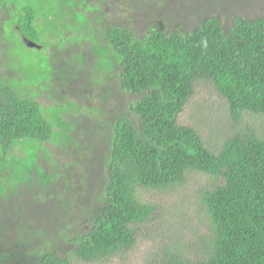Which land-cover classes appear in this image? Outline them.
I'll return each mask as SVG.
<instances>
[{
  "label": "trees",
  "instance_id": "1",
  "mask_svg": "<svg viewBox=\"0 0 264 264\" xmlns=\"http://www.w3.org/2000/svg\"><path fill=\"white\" fill-rule=\"evenodd\" d=\"M58 1L41 14L0 0V14L9 8L16 20L12 34L48 50L49 61L41 79L49 82L34 93L28 79L0 73V264L87 263L127 252L155 221L158 206L145 191H172L193 173L212 180L194 188L207 231L196 230L194 243L159 244L145 264H264V13L234 10L225 24L210 2L192 28L162 20L136 31L103 24V0ZM91 5L101 10L92 17ZM68 27L75 33L67 38ZM84 38L90 47L79 51L67 42ZM108 81L136 99L124 106L100 96L85 137L49 120L67 102L81 110L67 98L92 99ZM200 81L213 85L231 119L216 149L194 124L179 122ZM63 133L86 158L83 185L72 162L64 170L52 156Z\"/></svg>",
  "mask_w": 264,
  "mask_h": 264
},
{
  "label": "rangeland",
  "instance_id": "2",
  "mask_svg": "<svg viewBox=\"0 0 264 264\" xmlns=\"http://www.w3.org/2000/svg\"><path fill=\"white\" fill-rule=\"evenodd\" d=\"M111 1L104 0L102 5L106 20L111 23H122L136 31H143L146 25H155L162 20L167 27L179 26L183 30L192 28L196 22L201 20L203 7L210 2L215 3L214 13L220 9L225 24H229L231 19L229 15L234 10L245 17L264 13V0H243V3L235 4L236 6H232L231 9H222V6H219L220 0ZM6 3V7H10L13 3L20 8L27 7L29 11L34 7L41 14L56 11L59 6L58 0H6ZM106 6L109 7L108 10H106ZM120 8L124 10V13L121 12ZM8 9L3 8L0 14V73L13 77L10 80L14 83L23 84L28 79V84H30L33 93L42 91L49 82L47 80L41 81L42 78L47 77L49 61L46 53L48 50L28 47L19 35L12 34L11 28L13 27L11 24L16 20L13 16L10 18L11 12ZM110 10H112L111 13ZM89 16L92 17V14ZM78 18L76 21L80 22L83 16ZM170 21H173L174 24ZM83 40L89 43L88 39L84 38ZM80 45V42H77L71 48L79 51L83 49ZM5 65H9V71ZM104 86L107 88L104 89L102 85L93 90L92 99L67 98L77 101L81 110L76 109L77 104L67 102L62 107L63 113H66L63 115V113L53 111L49 113V120L55 122L62 119L67 122L66 126L70 137L74 135L73 131L77 132L78 137H85L81 131L82 129H89V126L94 123L88 114H93L92 109L98 105L97 99L100 96L109 97L114 103H120L124 106L136 99L131 93L122 92L118 83L108 81ZM77 88L83 90L85 87L79 84ZM44 100L45 106H49V100L47 98ZM179 122L187 125L194 124L207 146L215 149L217 148L216 143L220 142L222 136L229 134L227 132L232 127L230 116L225 108V101L208 81H200L196 84L194 95L180 114ZM62 135L63 138L60 139V143L51 144L52 156L58 159L64 170L68 168L65 165L73 164L71 167L76 168V177L80 179L83 185L81 173L86 174V158L76 156L71 139L67 137L66 133ZM62 141L67 142L66 146H62ZM205 182H207L206 186L208 184L209 187L212 180L202 174L193 173L186 178L183 184L176 186L172 191L156 189L145 191L144 198L154 201L158 207L153 215L155 221L144 226L143 235L138 237V244L127 252L118 253L107 259L87 263L76 261L74 264H145L149 254L154 251L152 249L158 250L159 244L171 243V241L194 243L197 232L207 231V220L194 194L195 185L201 186ZM154 245L157 247L154 248Z\"/></svg>",
  "mask_w": 264,
  "mask_h": 264
},
{
  "label": "flooded vegetation",
  "instance_id": "3",
  "mask_svg": "<svg viewBox=\"0 0 264 264\" xmlns=\"http://www.w3.org/2000/svg\"><path fill=\"white\" fill-rule=\"evenodd\" d=\"M112 1H113V0H112ZM112 1H111V2H112ZM102 3H104V0H103L102 2L99 3L100 8L102 7V6H101ZM91 7H92V9L88 11L89 14L94 13L95 10L98 9V8L96 7V5H95V6H94V5H91ZM108 8H109V7L106 6V10H108ZM98 10H99V9H98ZM99 11H101V10H99ZM110 11H111V10H110ZM110 11H109V12H110ZM89 14H88V15H89ZM100 20H101V22H102L103 24H105V25H107V24L109 23V22L106 20V18L104 17V11H103V17H101ZM38 22H39V21H38ZM73 33H75V31H74L72 28H71L70 30L67 29V31L65 32L64 36L68 38V37H71V35H72ZM78 36L80 37L79 34H78ZM67 42H68V44H69L70 46H72V45L76 44L78 41H74V42H70V43H69V41L67 40ZM80 44H81L80 46H81L83 49H84V48H88V47H90V45H89L88 43H86L85 40H81ZM50 147H51V152H52V146H50ZM75 170H76V168H75ZM76 171H77V170H76Z\"/></svg>",
  "mask_w": 264,
  "mask_h": 264
},
{
  "label": "water",
  "instance_id": "4",
  "mask_svg": "<svg viewBox=\"0 0 264 264\" xmlns=\"http://www.w3.org/2000/svg\"><path fill=\"white\" fill-rule=\"evenodd\" d=\"M25 41H26V43H27L28 45H30V46H37V44L34 43V42H32L31 40L26 39Z\"/></svg>",
  "mask_w": 264,
  "mask_h": 264
},
{
  "label": "clouds",
  "instance_id": "5",
  "mask_svg": "<svg viewBox=\"0 0 264 264\" xmlns=\"http://www.w3.org/2000/svg\"><path fill=\"white\" fill-rule=\"evenodd\" d=\"M37 20L40 22V19H39V18H38ZM32 42H33V41H32ZM34 43H35V42H34Z\"/></svg>",
  "mask_w": 264,
  "mask_h": 264
}]
</instances>
